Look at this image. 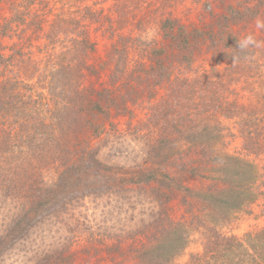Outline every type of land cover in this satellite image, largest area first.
Returning <instances> with one entry per match:
<instances>
[{
	"label": "trees",
	"instance_id": "obj_1",
	"mask_svg": "<svg viewBox=\"0 0 264 264\" xmlns=\"http://www.w3.org/2000/svg\"><path fill=\"white\" fill-rule=\"evenodd\" d=\"M185 1L22 0L12 7L13 14L0 25V38L16 39L8 48L0 46V76L4 74L0 81V264L7 261L9 250L27 244L29 264H78L71 251L74 242L42 244L44 225L62 221L69 208L86 198L116 196L120 173L104 164L99 144L109 131L119 133L118 118H127L125 132L145 144L150 160L145 171L150 175L137 185L145 184L146 198L155 205L160 201L166 205L176 190L190 191V186L172 180L167 172L164 176L171 185L159 181L155 167L160 162L155 160L176 135L184 137L193 115L237 120L244 151L257 158L264 155L261 90L253 89L249 99L255 101L245 104L235 92L240 81L244 85L249 78L243 74L244 63L249 64L248 71L264 70V17L260 34L253 36L255 44L239 48L248 34L239 36L237 31L264 15V0L249 4L248 0H217L218 4L191 0L203 9L195 22L177 16ZM99 40L105 42L101 56ZM208 49L233 50L241 56V64L233 66V73L229 66L187 79L185 69ZM163 88L162 103L153 104ZM141 101L149 103L143 130L132 124V108ZM178 122L184 123L179 127ZM185 157L179 172L184 181L189 177L206 181L208 171L218 165L212 150L201 144H192ZM238 162L244 165L239 178L222 176L211 186L218 197L234 192L241 202L238 206L235 202L231 213L241 209L246 214L264 194V175L252 162ZM150 216L151 229L142 225L143 229L137 228L139 236H119L111 247L105 244L103 252L111 258L112 253L120 258L135 254V264L172 263L173 250L178 244L182 249L184 238L141 235L161 233L166 227L175 233L183 225L165 211ZM202 235V253L192 255L187 264H264V229L243 238L213 228L203 229ZM97 241H89L86 255L102 250Z\"/></svg>",
	"mask_w": 264,
	"mask_h": 264
},
{
	"label": "rangeland",
	"instance_id": "obj_2",
	"mask_svg": "<svg viewBox=\"0 0 264 264\" xmlns=\"http://www.w3.org/2000/svg\"><path fill=\"white\" fill-rule=\"evenodd\" d=\"M234 1L233 3H235ZM249 1L245 2L249 4ZM21 2L22 0H0V25L3 24L4 19H8L13 14L12 7L21 5ZM213 2L218 4L217 0ZM253 2L255 3L257 0H253L251 3ZM184 6V9L178 8L177 16L184 18L185 21L187 19L188 21L195 22L198 15L203 13L201 5L193 4L191 0H186ZM215 11H217V7H215ZM218 11L221 12L219 9ZM262 12H264V9ZM261 17H264V15L262 16L261 14L260 17L256 18L249 25L238 27L239 36L247 34V36L251 35L252 37L258 36L263 23ZM150 34L153 35L154 32L150 31ZM15 41L16 39L11 41L6 38H0V46L8 48ZM104 43L99 40L98 52L100 56L105 49ZM231 51L233 50H222L219 52L209 49L203 50L202 53L196 56L191 67L185 69L184 73L187 72L186 78L192 80V78H199V76L212 75L213 70L224 71L229 66L231 68L230 72L233 73V70H235L233 66L241 64V56L237 55L235 51ZM257 58L259 57L256 56ZM245 65L246 72L243 71V74H248V81L243 85L241 80L235 88V92L238 93V97L242 98L240 102L245 104L249 101H255V99L249 98L259 88L261 90L262 101L264 99V70L260 72L253 68L248 71L247 67L249 64L244 63L243 66L245 67ZM1 75L3 76L4 74L1 73ZM2 76H0V81L2 80ZM253 89L255 92H253ZM165 90L166 88L160 89L153 104L158 105L162 103L161 98L165 95ZM239 92H241L240 95ZM234 98L236 97H232V99ZM132 109L134 116L132 124L137 126L136 129H145L146 114L149 113V103L142 102V104H137ZM203 117L205 115H193L188 124L185 125H188V127L183 134L184 137H180L181 135L179 134L176 135L174 143L165 148L161 153V157L155 160L156 162H160L159 165L156 163L155 167V177L160 178L159 181L171 185L172 181H167L164 176L167 172L169 177L173 178L172 180L178 179L179 184L186 183L187 187L190 186V191L182 193L176 190V192L172 193L173 197L170 201L165 203L166 205H162L163 202L160 201V203L156 204L157 206L152 203L150 197L146 198L148 191L144 190L145 184L137 185V182H142L150 175L149 171H145L146 166L150 162V160L147 161L145 144L142 140L137 139L138 137L134 133L129 134V131L125 132L127 130V118L116 119L115 129L119 133L116 134L109 131L108 136L104 137V141L100 142L99 147L101 148V157L104 164L110 169L119 171L121 179L119 186L121 188L116 190V196L106 193L105 196L86 198L82 203L75 204L72 208L68 209L70 217L63 215L65 219L62 218V221H53L49 225H44L42 238L45 239H43L42 244L44 246L45 244L56 246L57 243L64 242V240H69L72 244L74 242L71 251L76 253L78 264H135V254L129 255L130 253H127V255L120 258L112 253L111 258L109 254L105 251L103 252L102 247L105 244L111 247L115 244V238L119 236L125 235L126 238L139 236L137 235V228L141 229L143 225L147 229H151L154 224L150 216L151 213L162 215L165 211L172 220L178 221L183 225L182 231L177 230L178 232L175 233L167 232L166 227L161 233H146L141 236L143 238H147L148 236H150L149 238H184L182 249H179V244L175 245L177 249L173 250L175 255L170 264H187L192 255H199L203 251V229L213 228L216 231L223 232L226 236L237 238H243V236L249 233H255L264 229V194L259 195L249 206V213L245 214L241 209L236 213H231L236 203L237 206L240 204L241 199L237 198L234 192H223L218 197L217 194L213 193L212 189L214 180L221 181L222 176H225V180L227 178L234 180L239 178V171H242L244 167V165L236 163L238 161L240 163V159L252 162L263 177L264 155L257 158L244 151L243 139H241L237 131V120L222 119L219 116L209 117L204 120ZM137 122H139V125H137ZM183 123L178 122L179 127ZM192 144H201L208 150L211 149L212 158H216L215 162L218 165H215L212 172L211 169L208 171L206 181L205 179H194L191 177L187 180L185 179V181L182 177L179 179L183 160H186L185 155L189 152ZM225 155L228 156L226 158L228 162L225 159ZM172 159L173 161H170ZM225 163L226 165H224ZM162 177L164 179H161ZM178 181L173 183L175 184L174 187L177 186ZM133 183L137 186L133 185ZM160 188L162 189L163 187ZM261 191L264 192V187ZM182 197L185 198V202H189L191 212H186L188 205L187 203L185 205ZM162 206H165L166 210H163ZM61 217L62 215H60ZM123 231H125V234L121 235ZM95 239L99 241V245L97 243V246H100L102 250L94 255L91 252L89 255H86L84 249H87L89 241L93 242ZM37 243L41 244L40 241H37ZM22 246H20V250H9L6 255L7 261L5 264H29V255L25 251L30 245Z\"/></svg>",
	"mask_w": 264,
	"mask_h": 264
},
{
	"label": "clouds",
	"instance_id": "obj_3",
	"mask_svg": "<svg viewBox=\"0 0 264 264\" xmlns=\"http://www.w3.org/2000/svg\"><path fill=\"white\" fill-rule=\"evenodd\" d=\"M256 42L254 41V38L249 35L247 36L241 43H239V48L243 49V48H247L253 44H255ZM258 46V45H257Z\"/></svg>",
	"mask_w": 264,
	"mask_h": 264
}]
</instances>
